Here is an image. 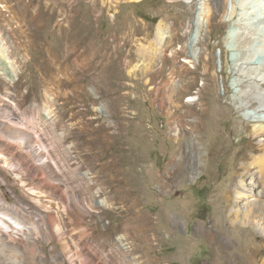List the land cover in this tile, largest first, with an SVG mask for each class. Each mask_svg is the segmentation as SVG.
<instances>
[{"label": "rangeland", "instance_id": "374dc122", "mask_svg": "<svg viewBox=\"0 0 264 264\" xmlns=\"http://www.w3.org/2000/svg\"><path fill=\"white\" fill-rule=\"evenodd\" d=\"M12 1L15 7L27 5L22 25L28 32L25 49L32 54L20 64L15 98L30 111L43 102L51 78L61 80L53 109L56 129L67 133L56 145L68 187L81 197L74 204L82 200L88 207L93 193L103 200L81 221L92 251L105 256L121 235L134 249L135 264H206L215 258L214 264H229L238 252L230 233L236 228L229 227L234 216L216 215V209L236 181L231 176L238 157L258 145L259 137L249 135L251 126L239 121L248 120L249 112L253 119L255 109L264 114V0H248L242 10L236 8L240 0ZM231 7L233 18L242 11L250 26L246 46L238 45L237 26L226 20L224 11ZM5 12L0 9V29ZM31 14H38L36 25ZM197 16L202 32L190 45ZM160 20L168 34L163 54L145 65L142 52ZM48 48L60 55L47 54ZM80 49L84 66L74 63L60 74L64 64L56 60L64 58L63 50L75 59ZM67 144L69 153L63 150ZM258 179L246 181L259 185ZM0 189L9 204L16 202L20 187L12 177L0 182ZM242 191L246 201L264 200L257 189ZM216 216H224L220 225ZM257 217H250L256 242L264 238V219ZM77 222L71 212L63 214L67 229ZM245 233L242 229L240 237ZM53 243L37 240L39 264H57L60 245ZM117 255L121 259L107 263L126 264ZM263 255L264 249L258 250Z\"/></svg>", "mask_w": 264, "mask_h": 264}, {"label": "bare ground", "instance_id": "6f19581e", "mask_svg": "<svg viewBox=\"0 0 264 264\" xmlns=\"http://www.w3.org/2000/svg\"><path fill=\"white\" fill-rule=\"evenodd\" d=\"M247 1L240 0L236 8L245 9ZM26 6L22 3L21 6L15 7L13 1L0 0L1 11H6L3 14L4 28L0 29V182L6 183L10 176L13 186L20 187V193L16 195V202L13 204L8 203V196L0 189V264H39L38 250L35 245L39 238H44L46 241L52 240L54 245H60L57 251V264H108L109 258L112 262L121 259L117 255L118 252L122 254L126 264H135L130 257L134 249L122 243L121 235L113 238V246L105 256H97L87 241L90 234L85 232L81 221L84 214L101 207L103 200H98L97 193H93L88 207L85 205L86 202L82 203V200L81 205L74 204V198L81 197L78 191L68 187L65 177L66 169L62 159L59 158L56 145V140L62 142L67 133L65 130L56 129L57 113L53 109L56 99L62 94L58 91L61 89V80L51 78L50 83L45 85L43 102L33 103L30 111L21 108L19 105L21 101L15 98L14 90L19 86L16 76L19 73L23 74L19 71L20 64L32 60L31 51L27 52L25 49L28 32L22 25L23 11L26 10ZM228 10L224 11L226 20L237 26L238 45L246 46L249 40H244V34L247 35L250 28L246 25V16L241 13L242 11H238L239 17L234 19L235 9L231 7V10ZM31 20L36 25L38 14H31ZM163 21L160 20L157 23L154 37L149 40L146 49L142 52L145 65L152 62L155 57H161L162 48L168 36ZM201 32L200 17L197 16L192 25L190 41H188L190 45L198 42L197 36ZM20 35L23 36L22 39ZM46 52L57 57L61 51L48 48ZM63 52L68 53L67 50ZM192 52L195 57L196 48L193 47ZM66 54L64 58L56 60L64 64V71L60 70V74L64 76L68 73L67 69H73L74 63L78 68H82L85 64L83 49L79 50L75 59H69V54ZM40 60L41 58L35 62ZM72 69L71 73H74ZM67 78L70 79V76H66ZM254 112L253 119L250 118L249 112L246 115L249 119L240 120L239 123L251 126L249 135L251 138L259 137L258 145H249L250 152H245L238 157L235 172L231 176V182L235 179L236 181L228 186L230 195L225 201L223 200L225 202L223 207L216 209V215L222 212L226 216L228 211L234 216L230 218L229 227L236 228L235 233H230L237 238L238 252L233 257L228 256L229 264H264V255L258 256V250L264 249V238L256 242V230L251 228L253 226L250 227L253 223L250 217L258 215V220L264 219V200L259 203L246 201L242 191V189H249V191L257 189L258 194L264 197V114L259 109H255ZM47 126L49 129H46ZM44 141H48L45 146ZM63 148L66 153H69L72 145H63ZM69 158L71 159L70 156ZM250 177L259 178L261 183L256 185L254 180L247 182L246 180ZM69 212L78 222L74 227L67 229L63 223V214ZM224 216L222 218L216 216L215 223L220 225ZM245 227L251 230L247 231ZM75 229L77 230L74 235L72 231ZM200 229L213 239L212 233L204 225H200ZM242 229L246 233L245 236L240 237ZM216 260L215 258L206 264H214Z\"/></svg>", "mask_w": 264, "mask_h": 264}, {"label": "built area", "instance_id": "2783aa9c", "mask_svg": "<svg viewBox=\"0 0 264 264\" xmlns=\"http://www.w3.org/2000/svg\"><path fill=\"white\" fill-rule=\"evenodd\" d=\"M158 123H159V125H160L162 128L165 127V129H166V120L160 119ZM148 126H151V124L148 123Z\"/></svg>", "mask_w": 264, "mask_h": 264}]
</instances>
